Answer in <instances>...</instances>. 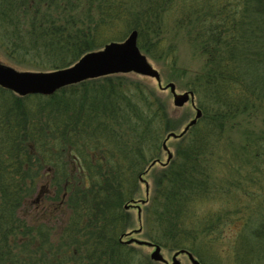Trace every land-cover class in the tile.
<instances>
[{
  "label": "trees",
  "instance_id": "obj_1",
  "mask_svg": "<svg viewBox=\"0 0 264 264\" xmlns=\"http://www.w3.org/2000/svg\"><path fill=\"white\" fill-rule=\"evenodd\" d=\"M171 10L176 37L203 62L197 71L181 69L193 76L189 90L203 116L156 182L147 208L148 240L189 251L203 264L202 245L222 242L234 264H264V0H0V48L20 64L48 61L40 71H58L107 42H122L107 39L128 25L138 30L142 52L178 70L177 48L163 45ZM149 16L156 43L142 26ZM122 79L90 80L48 97L23 98L0 88V264H110L119 258L114 253L132 264L136 250L120 240L127 222L122 207L135 200L144 146L150 138L158 145L172 129L166 108L159 101L156 108L149 105L142 86L130 95L113 84ZM45 118L49 122L41 123ZM246 124L242 142H233L228 129ZM86 136L90 157L85 148L61 149ZM72 150L90 172V187L72 189L65 174ZM243 158L247 165L239 169ZM46 168L62 199L68 194L77 201L69 204L74 218L60 245L45 250L50 229L28 222L21 210ZM233 170L236 177H230ZM66 180L71 184L65 188ZM209 205L216 209L202 210ZM85 214L90 219L81 227ZM108 216L113 220L106 225Z\"/></svg>",
  "mask_w": 264,
  "mask_h": 264
},
{
  "label": "rangeland",
  "instance_id": "obj_2",
  "mask_svg": "<svg viewBox=\"0 0 264 264\" xmlns=\"http://www.w3.org/2000/svg\"><path fill=\"white\" fill-rule=\"evenodd\" d=\"M176 16L177 14L174 13V11H172V13L169 14L167 17L166 24L164 25H165V30L169 34V36L163 42V45H166L170 48L171 47L177 48L178 70L174 68L172 69L171 66L169 65V62H167V60L157 62V61L152 60L150 57H148L144 52L143 53L149 58L154 68L159 71L162 77L163 87L169 84H174L177 88V93L184 94L186 92H192L189 90L190 89L189 86L191 84V81H193V76L188 72L187 74L183 75V72L181 69H189V71H197L199 70L200 67H202L203 62L197 56V54H195V52L192 51L191 46L189 45L187 41H185V39L182 36L176 37L175 29H174ZM143 19L145 21L142 20V26L146 24L144 30L148 31V32H145V35H147L150 32L148 39L156 43V41L154 40V34L152 33L153 29L147 26L148 25L147 23L149 22V20H151L150 16L144 17ZM129 28L130 27H128L127 25V26H123V28L120 27L116 29L115 32H112L109 34V37L107 40L116 39V38H119V39L124 38L123 41H125L133 31L138 32V30L129 29ZM109 43L111 42H107V44ZM107 44H105V46ZM154 46L157 47L158 44ZM167 52H168V48H167ZM32 61L33 62H30L28 64H20L16 61V59L14 60L11 59L8 55H6L5 51H3V49L0 48V62L5 65L12 66L16 68L17 70L29 71V72H45V71H40L41 68L47 69V67L49 66L48 61H42V60H36V61L32 60ZM124 77L125 79H122V81H116V80L113 81V84L116 86L122 87L124 90L125 89L127 91L131 90L132 93H129L130 95L136 94L134 93V92H137L135 88L136 85L146 88L145 93L147 94V97L149 98L148 100L149 105L152 104L156 108L159 105L158 103L159 101L161 103V106H164L166 108L167 115H168L166 126L172 129L170 131H168L169 130L168 129L167 131L163 132V134L160 136L158 145H155L157 143L154 138H150V141L147 143L148 145L146 144L144 146V148H146L145 150V169H144V172H142L141 176H142V179L149 186V196L147 197L146 184L140 180L141 178L140 176L138 183H137L138 189L135 194V200H133L131 203L126 204L122 207V209L127 213V217H126L127 222L124 223V227H125L124 235L122 237L120 236L121 237L120 240L124 243L128 242L131 239L150 242L148 240V235H147L148 234L147 208L149 207L152 199L154 198L156 194L155 185H156V182L159 181V177L161 176L163 172L162 169L166 168L168 165L161 166L159 164H156L151 169L149 168L151 164L156 160H159L163 164L167 162L168 154L163 149L164 141L166 140L167 136L170 133H176L177 135H180L183 132V130L186 128V126L192 120L195 119L196 109L191 105V103H188L183 108H175L173 105L174 99H173L171 92L169 90L162 91L154 79L141 77L135 74L125 75ZM62 96H59V98L56 100L59 102H62L63 100ZM195 104H196V107L199 109L198 97L196 94H195ZM44 122L48 123L49 121L45 118V119H42L41 123H44ZM248 129H249V126L247 124L243 126V129L240 126L234 129L229 128L228 130H231V131L229 132L227 131V135L230 134V136H232L231 140L233 142L241 143L243 139V133L245 132L244 130H248ZM46 139L47 138L44 137L45 141ZM76 140L78 141V137ZM152 140L153 142H151ZM185 143H186L185 138L170 139L167 142V147L170 150V152L173 154V156H176L177 150L180 147H183ZM225 144L226 142L221 144L222 153H224ZM64 147H66V149H69V150L71 149L76 150L77 148L78 149L80 148V151L81 150L84 151V148H85L86 152H88V155H89L88 157H90V150H89L90 149V136L84 137L82 140L78 141L75 146L72 143L61 145V149ZM74 150L69 152L70 155H68L66 152V155L70 156L71 159H70V163L66 162L65 167L67 170L65 169V174L72 178L71 179L72 189H78V186H81V188H85V186L88 185V187H90V179L86 178V176H88L90 172H87L86 168H82V165H84L82 156L80 158V155L79 154L77 155L74 152ZM237 162H238L239 169L245 168L247 165V162L244 158ZM48 169L46 168L43 170L42 176L36 187V193L34 194L33 198L28 202V204L25 205L21 210V215L24 216L28 222L39 223L40 226L43 228V231H47L48 229H50L51 242L46 245L45 250L49 248L52 249L60 245L61 239L63 235L66 234V230L68 229L67 227L71 224L69 221H72L74 218L73 216L74 209L71 208L69 210H66V206L64 205L65 203H62L61 201L62 195H63L62 192L58 193V189L54 188L53 184L51 183V180L53 178H50L49 176L46 175V172L48 171ZM236 172L237 171L233 170L230 173V177H233V176L236 177L237 176ZM51 174H52L51 177H53L54 174L53 173ZM224 175H228V172H224ZM56 195L58 197H56ZM68 196L69 195L67 194L66 201H68V206L70 203H75L77 201L75 198H68ZM146 200L148 201L144 205L139 203L140 201H146ZM134 202H137L135 203L136 206L139 205L141 207V219H139V213H138L137 208L132 207V206H135V205H132ZM126 206H129L130 208L127 210L125 208ZM213 207L214 208H212V206L210 205L204 206L202 210H208L211 208L216 209L215 206ZM89 219L90 218L87 217L85 214V216L83 217V221H85V223L81 224L82 225L81 227H85L84 225L87 226L88 224L86 223L88 222ZM109 220H113V219H111V217L108 216L107 221L105 223L106 225L110 224L108 222ZM102 223L103 222L100 221L98 224L101 225ZM88 231H90V228H88ZM128 234H131V235H128ZM80 235L84 236V233ZM84 237L85 239H87L86 238L87 236H84ZM130 246L133 247L134 250H136L135 253L132 255V257L130 258L132 264H146L147 262L150 264H161V263H156L151 260V255L154 252L153 248L141 247L136 244H132ZM202 246H203L202 247L203 249L200 248L199 251L200 253H202V256L206 264H234L231 258V254L228 252L227 244L220 242L212 246L208 245V248H206L204 245ZM205 249H209V250L205 251ZM203 250H204L205 255H203ZM176 252L178 251H174V250H170L168 248L162 247V253L165 259L169 262V264H172V258ZM108 254H111L109 249H108ZM113 256H116L119 258H116L115 263H110V264H122L125 262L124 260L125 256H122L121 253H118V254L114 253ZM195 258L200 263H202L199 257L195 256ZM178 259L180 260L181 264H192L187 256H179Z\"/></svg>",
  "mask_w": 264,
  "mask_h": 264
},
{
  "label": "water",
  "instance_id": "obj_3",
  "mask_svg": "<svg viewBox=\"0 0 264 264\" xmlns=\"http://www.w3.org/2000/svg\"><path fill=\"white\" fill-rule=\"evenodd\" d=\"M138 38V32L133 31L125 41L111 42L99 51L87 53L71 67L58 71H20L0 62V88L10 91L19 97L32 95L52 96L63 88L77 85L88 80L109 76L135 74L141 77L154 79L162 91L169 90L171 92L175 108H183L188 103H191L196 109L195 119L186 126L183 132L180 135L170 133L164 141L163 149L168 154L167 162L163 164L159 160H156L151 164V167H154L156 164L167 166L174 157L167 147V142L170 139L183 138L188 134L190 129L197 125L203 113L196 107L194 92L178 94L174 84L163 87L162 77L159 71L154 68L148 57L142 53L138 45ZM140 180L146 184V193L148 197L149 186L142 179V176ZM147 201L148 200L140 201L139 203L144 205ZM135 203L137 202H134L132 205H135ZM132 207L137 208L139 219H141V207L139 205ZM125 208L128 210L130 207L126 206ZM126 243L128 245L136 244L141 247L153 248L154 252L151 255V260L156 263L169 264L162 253V248L158 245L136 239H131ZM179 256H187L192 264H201L192 253L186 250L176 252L172 258V264H181L178 259Z\"/></svg>",
  "mask_w": 264,
  "mask_h": 264
},
{
  "label": "flooded vegetation",
  "instance_id": "obj_4",
  "mask_svg": "<svg viewBox=\"0 0 264 264\" xmlns=\"http://www.w3.org/2000/svg\"><path fill=\"white\" fill-rule=\"evenodd\" d=\"M70 184H71V183L68 182V180H66V181H65V188H66L67 186H69ZM61 201H62V203H65L64 205L66 206V210L71 209L70 206H68V201H66V199H62ZM69 222L71 223V221H69ZM67 228H68V227H67Z\"/></svg>",
  "mask_w": 264,
  "mask_h": 264
},
{
  "label": "bare ground",
  "instance_id": "obj_5",
  "mask_svg": "<svg viewBox=\"0 0 264 264\" xmlns=\"http://www.w3.org/2000/svg\"><path fill=\"white\" fill-rule=\"evenodd\" d=\"M66 148V147H65Z\"/></svg>",
  "mask_w": 264,
  "mask_h": 264
}]
</instances>
